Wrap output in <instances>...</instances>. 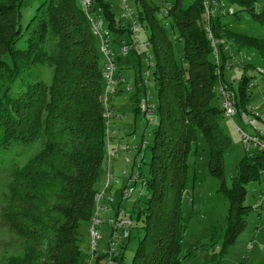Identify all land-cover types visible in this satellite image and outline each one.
I'll list each match as a JSON object with an SVG mask.
<instances>
[{
    "label": "trees",
    "instance_id": "trees-1",
    "mask_svg": "<svg viewBox=\"0 0 264 264\" xmlns=\"http://www.w3.org/2000/svg\"><path fill=\"white\" fill-rule=\"evenodd\" d=\"M151 1L129 4L138 30L141 25L147 32L145 41L138 30V39H132L131 24L114 18L109 0H94L91 11L110 31L129 33L131 40L122 42L131 46L134 55L138 54L136 40L151 51L150 79L143 83L139 73L136 88L143 90L139 100L147 95L144 86L154 84L157 123L152 144L145 147L149 150L147 178L138 175L147 189L137 213L144 236L131 264H180L188 155L200 134L210 150L208 169L221 176L222 154L230 144L218 124L221 108L213 105L214 84L224 77L223 73L217 77L214 71L213 47L205 28L221 41L218 52L224 44L220 34L255 47L262 57L264 44L230 34L220 23L221 9L206 16L202 0L165 1L169 5L166 14ZM227 1L264 24V8L253 13L255 0ZM5 3L0 6V162L3 153L14 147L25 150L37 144L40 151L20 165L14 163L8 175L11 178L2 194L0 219L23 239L24 248L4 264H75L81 253L80 228L90 226L99 195V171L106 157L103 63L94 47L99 41L91 33L79 0H43L24 30L18 22L22 0ZM24 31L27 38L19 49L16 45ZM38 64L53 69L50 85L39 80L18 94L10 93L13 83ZM248 82L241 77L238 95L232 91L237 108L247 107ZM135 112L147 118L137 104ZM245 154L237 167L238 180L225 188L230 202L225 250L245 223V183L264 175V153ZM101 259L95 256L96 261ZM118 259L113 257L114 262Z\"/></svg>",
    "mask_w": 264,
    "mask_h": 264
},
{
    "label": "rangeland",
    "instance_id": "rangeland-1",
    "mask_svg": "<svg viewBox=\"0 0 264 264\" xmlns=\"http://www.w3.org/2000/svg\"><path fill=\"white\" fill-rule=\"evenodd\" d=\"M42 1L22 0L21 6H19L18 22L23 30ZM165 1L175 0H152L151 2L153 5H158L160 10H162ZM109 2L114 18L119 21V17L122 14L120 6L122 0H109ZM127 2L131 6L135 5L134 0H127ZM185 3L188 2L185 1ZM5 4V0H0V6H5ZM221 6L223 7L221 8ZM218 8L223 11L219 13L220 10H218L221 16L220 23L225 26L230 34L249 37L260 44H264V24L258 23L251 13L245 12L237 5H230L227 0H219ZM263 8L264 0H255L253 13H257ZM230 10H233L232 16L227 14ZM123 21L128 24L126 19ZM2 22L0 17V24H3ZM1 28L3 30L0 25V30ZM104 29L108 30L109 33V43L106 47H109L112 55H114L113 57L116 59V72L114 75L117 76L119 74L125 79L123 85L111 87L108 93L106 89L103 90V93H106V98H108V107L112 109V114L110 115V131H112L110 141L115 143L118 142L117 140L120 141L122 139L123 143L128 142L130 144V152H134H119V155L112 157L110 163L111 173H114L118 182L113 181L106 189V193L108 192L114 197V203L111 204L110 211L100 210L99 218L102 223L96 229L102 238L97 242L95 254L102 257V259L99 261L93 260L92 264H110V251L114 253V257H119L115 264H131L133 254H135L144 236V230L140 229L142 225L138 221L137 213L143 207L142 201L146 198L147 189L142 185V181H138L130 184L134 192L127 200H123L121 192L127 189L126 185L130 174L131 176L133 174L134 177L140 174L142 175L141 178H147L149 150L148 148H142V145L151 146L157 115L153 114V120L151 121V118H145L135 112L136 101H138V97L143 92V90L138 92V88H136L137 80L140 79L139 73L142 74L144 83L146 79L145 72H148L150 68L146 61V48L143 45L144 48L140 46L136 40L135 46L138 54L134 55L130 50L129 53L121 55V42L122 40H131L129 33L124 31L118 34L110 31L107 27H104ZM138 32L140 33V38L145 41L147 32L141 25H139ZM220 35L224 44L223 50L218 52V57L221 63L223 61L228 63L229 61L228 64H232L233 67L229 69L227 66H222L224 81L221 78V82L217 80L214 84L215 98H213V105L217 106L218 109L222 106V102L219 99L221 83L228 84L229 88L237 94L238 83L240 78L244 76L249 80L248 84L251 83L253 85V87L249 88L247 107L256 108L260 119L264 118V57L260 55L255 47H246L242 43H236L234 41L235 38H227L222 34ZM22 36V39L16 45L19 49L24 48L25 39L27 38L25 31ZM98 45V42H96L94 47L102 64L104 57ZM129 47L131 46L129 45ZM117 56L120 61L117 60ZM223 56H225V59L222 58ZM258 72H262V74L259 75ZM52 73L53 69L47 65H34L13 83L10 93L18 94L20 91L25 90L29 84L39 80L50 85ZM153 85L150 82L144 87L147 89L146 94L151 97L149 101L156 104V90ZM239 110H241V107H239ZM246 117L237 115L230 119L223 115L218 118L219 127L230 140L229 148L222 154L223 168L221 176L216 172H210V169H208L210 150L206 141H204L205 139L199 136L200 134H198V142L194 151L192 150L190 155H188L187 179L181 209L183 236L180 253H178L180 264H264V175L262 174L259 179L245 183L244 205L247 207L244 213L245 223H243L244 225L240 233L235 237L234 242L226 250L224 249L225 239L223 238L228 227L227 215L230 203L229 198L225 194V188H230L232 182L238 180L239 168L237 167H239L241 160L246 155L245 144L241 140L242 135L239 129L247 136H256L257 133V130L247 124L248 120ZM260 119H257L255 125L258 130L264 132V125ZM39 151V145L33 144L25 150L14 147V150L3 153L0 162V214L2 203H4L2 194L5 192L11 178L8 175L15 168L12 165L14 163L22 164V161L28 160L30 156ZM254 151L259 150L254 149ZM122 154L126 155L124 160ZM126 159L129 160L128 164L125 163ZM121 171L126 172L127 175H123ZM99 173V185L97 187L98 191L101 192L106 180L104 165ZM105 203L104 200H100V206L105 205ZM119 212L131 216L132 225L125 230L130 232V236L126 240L122 237L120 229L113 230L110 225V222L116 219ZM95 213L98 214L99 212L94 209L93 214ZM80 230L78 244L81 253L75 264H90L89 260L93 251L90 244L91 237L88 225L80 228ZM23 248V239L12 233L7 224L0 219V264H4L5 260L12 255L18 256L22 254Z\"/></svg>",
    "mask_w": 264,
    "mask_h": 264
},
{
    "label": "built area",
    "instance_id": "built-area-1",
    "mask_svg": "<svg viewBox=\"0 0 264 264\" xmlns=\"http://www.w3.org/2000/svg\"><path fill=\"white\" fill-rule=\"evenodd\" d=\"M80 1V6L83 9V11L85 12L86 16H87V20H89L90 23V27H91V33H93L98 41H99V47H100V51L104 57L103 59V70H102V77H103V82H104V87L103 89H106L107 93L110 91L111 87L117 86V85H123V83L125 82L124 77L122 76H115L114 73L116 72L115 69V61H114V57L112 55V51L109 50V47H106L109 43V33L108 30L104 29L103 26V20L98 18L97 14L95 12H92V3L94 2V0H79ZM203 1V6L205 8V15L206 16H213V14L215 15L216 13H218V10L221 9L223 6H221V8H218V4L216 3L214 0H202ZM121 3V8H122V14L120 20H124L126 19L130 24H131V32L133 34V39H138V27L136 26V23L134 22V13L133 10L131 9V6L129 4H127V0H122ZM164 7L162 8L163 10V14H166V9L168 8V4L163 5ZM92 12V13H91ZM221 12H223L221 10ZM233 10L229 11V16H232L233 14ZM208 32V38L211 40V45L213 47V59H214V65H215V73L217 75V77H221V73H223L222 71V66H227L229 67V69H231L233 67L232 64H228L227 62H224V65H222L220 58L218 57V51H217V46L218 43L220 44L221 41H217L213 38L210 29H208L207 27L205 28ZM126 43L122 42L121 43V50L120 53L122 54H127L129 51V46L125 45ZM147 51V58L146 61L149 64L150 68L152 65V59L151 56L149 55L150 52V48L149 46L142 44ZM150 70L146 73V79H145V83L146 80L148 81L150 79L151 74L149 73ZM259 75L262 74V72H258ZM220 92H219V99H221L222 101V106H221V113L222 115L232 119V117H236L237 115H239L240 117L242 116H247V124L249 126H252L255 130H257L256 136H247L246 134H244V132L242 130L239 129L241 135H242V139L243 143L245 144V149L247 154H251L254 149H257L259 151H261V153H264V132H261V130H258V128L256 127V121L257 119H260L258 111H256L257 109L254 107H246L245 109H241L239 110V108H237L236 103H235V98H234V93L232 92V90L229 88L228 84L226 83H221L220 84ZM106 86V88H105ZM253 87L252 84L249 85V88ZM103 99H102V103L104 105V110H105V119H106V126H107V132H106V136H107V141L105 143V151H106V180H105V184L103 185V190L101 192H99V195L97 197L96 201V210L99 212V205H100V200L104 198L105 196V191L108 188V185H110V183L114 182H118L117 179L115 178V176L111 173V167H110V162L112 160V157L119 155L120 153H126V152H130L131 146L129 144H127V142L123 143V142H117L114 144V146L111 148L109 144H111L110 141V135H111V131L110 130V124H111V117L110 115L112 114V109L108 107V98H106V93L103 94ZM151 99L150 96L148 95H144L143 97H141L137 102V109H139L140 113L144 114L146 117L151 118L150 120H153V113L155 112V105L154 103H152L151 101H149ZM261 122L264 125V118L260 119ZM146 145H142V148H145ZM126 164L129 163V160L126 159L125 161ZM123 175H127L126 172H122ZM140 181L138 179V176H129V181L127 183V189H125L124 191L122 190L121 194H122V198L123 200H127L128 198L131 197L132 193L134 192L133 187L130 186V184H132V182H138ZM108 201H110V203L112 202V198L108 197L107 199ZM109 210V209H107ZM110 211V210H109ZM118 217H116V219H114V221L112 220L110 222V225L113 227V230H118L120 229L122 231V237L124 238V240L129 238V232L125 231L127 230V228H129L132 223H131V218L130 216L123 214V212H119L117 213ZM93 217L91 218L90 221V226L88 228L89 230V235L91 237V247H92V256L90 257L89 263L92 264V261L95 260V248L97 245V242H99L102 238V236H100L98 230L96 228L101 226V219L98 218L97 213L92 215ZM111 260H110V264H115V262L113 261V257H114V253L110 251V255Z\"/></svg>",
    "mask_w": 264,
    "mask_h": 264
},
{
    "label": "crops",
    "instance_id": "crops-1",
    "mask_svg": "<svg viewBox=\"0 0 264 264\" xmlns=\"http://www.w3.org/2000/svg\"><path fill=\"white\" fill-rule=\"evenodd\" d=\"M114 56V55H113ZM118 57V56H117ZM117 59H119V57L117 58ZM114 60H116V59H114ZM111 130V129H110ZM109 130V131H110ZM112 132V131H111ZM121 139V138H120ZM133 139H134V137H133ZM122 140V139H121ZM120 140V141H121ZM126 140V139H125ZM116 141V140H115ZM118 142H120L119 140H117ZM127 141V140H126ZM121 142H123V141H121ZM115 143H117V142H115ZM115 143H113L112 141H111V144H109L110 145V147L112 148L113 146H114V144ZM127 144H128V142H127ZM130 145V144H129ZM134 146H136V145H134ZM132 152H134V151H131L130 153H132ZM126 155L125 154H122V158H123V160H124V158H126L125 157ZM112 161V160H111ZM111 163V162H110ZM105 170H106V161H105ZM110 167H111V164H110ZM112 172V171H111ZM121 172H123V171H121ZM113 175H114V173H113ZM108 197L110 198H114L113 196H112V194H109L108 192L106 193V191H105V196H104V198L103 199H101V200H104L106 203H105V205H103V206H100L99 205V213L97 214L98 215V218L100 217V210H105V211H108L107 209H109V208H111V204H113L114 203V201L112 200V202L110 203V204H108V202H110V201H108L107 199H108ZM110 210V209H109ZM100 219V218H99Z\"/></svg>",
    "mask_w": 264,
    "mask_h": 264
}]
</instances>
